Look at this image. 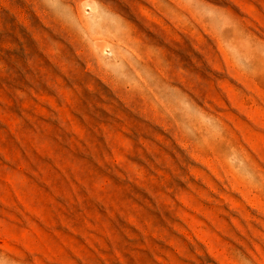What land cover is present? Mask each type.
I'll use <instances>...</instances> for the list:
<instances>
[{
	"label": "rangeland",
	"instance_id": "obj_1",
	"mask_svg": "<svg viewBox=\"0 0 264 264\" xmlns=\"http://www.w3.org/2000/svg\"><path fill=\"white\" fill-rule=\"evenodd\" d=\"M0 264H264V0H0Z\"/></svg>",
	"mask_w": 264,
	"mask_h": 264
}]
</instances>
